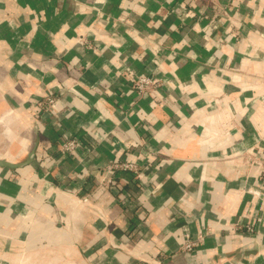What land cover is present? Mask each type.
<instances>
[{
    "label": "crops",
    "instance_id": "crops-1",
    "mask_svg": "<svg viewBox=\"0 0 264 264\" xmlns=\"http://www.w3.org/2000/svg\"><path fill=\"white\" fill-rule=\"evenodd\" d=\"M257 156L264 0H0V264H264Z\"/></svg>",
    "mask_w": 264,
    "mask_h": 264
},
{
    "label": "built area",
    "instance_id": "built-area-1",
    "mask_svg": "<svg viewBox=\"0 0 264 264\" xmlns=\"http://www.w3.org/2000/svg\"><path fill=\"white\" fill-rule=\"evenodd\" d=\"M162 85V81L155 80L153 76H148V75H139L135 76L134 80H132V87L139 93H147V92H153V89H156ZM35 105L38 106V108L41 110V114L47 113V114H52V109L54 104L56 103V98L53 95L52 92H47L45 97L42 99H36L33 101ZM78 147V139L77 138H72V139H66L63 141V143L60 145L59 151L63 154L69 153L70 155L73 154L74 150ZM254 164L258 166H262L264 168V156L259 157L257 156V159L254 161ZM108 170L114 171H129L131 172L133 178L138 179L141 175V167H139L136 163L132 162H113L112 164L109 165ZM119 187V186H118ZM123 202L130 200L131 197L129 196L128 193L123 194ZM86 198H84L85 200ZM239 231H243L247 234H252L253 233V228L249 225H244V226H238L237 227ZM201 246H200V239L196 240L194 239L189 233H185L183 235V243L181 244L180 250L182 253L185 254H192L196 251H199ZM164 258V257H162ZM152 264H163V261L158 259Z\"/></svg>",
    "mask_w": 264,
    "mask_h": 264
}]
</instances>
